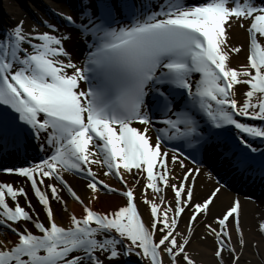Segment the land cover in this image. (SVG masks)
I'll return each instance as SVG.
<instances>
[{
    "label": "snow or ice",
    "instance_id": "1",
    "mask_svg": "<svg viewBox=\"0 0 264 264\" xmlns=\"http://www.w3.org/2000/svg\"><path fill=\"white\" fill-rule=\"evenodd\" d=\"M77 11L62 17L74 34L48 21V31H25L21 21L0 36V158L23 161L3 171L26 179L48 221L40 220L25 187L0 182V231L17 237L0 241V264H119L121 258L130 264L131 256L137 264H163L164 253L173 264L181 256L194 264L189 239H177L178 225L187 210L191 232L198 216L211 213L221 187L195 201L199 168L184 162L200 164V154L215 147L242 172L264 175V0H78ZM233 21L249 23L248 64L239 70L230 66L231 54L242 50L230 43ZM241 84L250 90L238 107L233 89ZM32 141L44 153L36 163L27 159ZM169 164L183 170L179 180ZM93 166L120 181L124 205L104 212L90 206L101 191H118ZM121 170L136 185L145 181L141 200L150 206V226ZM64 173L87 181L90 203ZM165 189L174 202L162 209ZM63 191L84 212L71 215L67 227L58 225L52 207L56 201L67 211ZM241 214L237 200L213 218L219 231L205 224L219 264H239L228 228L231 218L242 248Z\"/></svg>",
    "mask_w": 264,
    "mask_h": 264
},
{
    "label": "bare ground",
    "instance_id": "2",
    "mask_svg": "<svg viewBox=\"0 0 264 264\" xmlns=\"http://www.w3.org/2000/svg\"><path fill=\"white\" fill-rule=\"evenodd\" d=\"M45 3H36V5L30 4V9L36 14L31 15L26 9L21 7V0H4V4L0 1V36L4 34L6 30L12 29L23 21V27L25 31H31L36 28L40 33L48 31V29L40 22L42 20L51 22L60 28L62 32L73 33V28H68L64 25L60 26L59 22L65 24L62 15H71L73 17L78 16V0H43ZM201 1V0H196ZM35 2V1H34ZM40 8V9H38ZM62 14V15H61ZM49 15V17H48ZM40 21V22H39ZM248 22H245V27H240L239 22H232L230 29V43L232 47H240L242 50L240 53H233L230 56V66L234 69H241V66L248 64L249 56V37L247 28ZM4 28V29H3ZM76 46L75 44L66 45L70 50ZM250 90L247 85H237L233 91L235 93V99L237 100L238 107L242 106L246 100L244 93ZM253 102H257L256 98H253ZM152 135H155L153 132ZM33 150H37L36 145L33 146ZM171 155V154H170ZM185 167L188 169L199 168V174L195 175L194 179V198L195 201L204 200L216 187H221V192L218 194V199L215 201V206H211V213L207 216L201 214L197 217V222L193 225L191 232L188 228V218L191 215L187 210L181 217V222L178 225V231L181 236L177 237L178 241L182 242L183 238L189 239V245L187 246V252L193 259L194 264H219V258L215 253L217 250V243L214 235H209L205 224H212V227L219 231V225L213 223V218H219L225 210L230 208L235 201H239L242 208V214L240 217L241 231L243 233L244 246L241 248L239 245L240 234L236 231L234 223H229L228 231L231 234V246L236 248L237 253L240 255L239 264H264V231H261L259 225L264 223V184H259L254 181L253 184H249L246 180H243V176L240 173H236V169L231 168V172H227L231 162L222 155V151L218 148L212 147L208 150L207 154L203 153L202 162L193 166L188 162H184ZM231 167V166H230ZM169 168L172 169V175L177 180L183 176L184 172L177 164L173 166L169 164ZM224 170L226 171L224 173ZM93 171H96L99 178L105 183L109 184L112 188L118 191L124 190L120 181L112 176H105V169H97L93 166ZM125 180L128 181V187L135 189V195L137 196V204L146 222L152 220L150 217V206L143 204L141 200V194L144 191L145 181L141 179V183L136 185L134 183V176L132 174L124 173ZM135 173V170H133ZM65 179L72 186V188L80 195L81 199L85 200V203H90L89 197L91 190L87 189V181L79 175L64 173ZM191 179V178H190ZM0 182H9L14 186H23L28 191L29 198L39 213L40 220L46 225L48 223L46 218V212L43 206L38 203L34 197L29 183L26 179L14 174L1 175ZM63 199L67 202V211L63 210V205L52 201V207L55 215V219L60 226L67 227L70 224L71 215H76L78 218L84 215L83 207L77 201H75L66 191L61 193ZM165 205L168 202L173 201V193L168 189H165L164 193ZM148 198H153L154 194L151 189L147 190ZM249 196H253L252 200H249ZM155 199L159 202V196L156 195ZM21 205L24 204L23 198L20 200ZM125 204V198L118 193H107V191H101L99 193V199L95 202H91L90 206L97 211H110L117 209L118 206ZM27 228L33 233H38L31 223H28ZM17 237L11 232L0 231V241H13L15 242ZM227 257V253H225ZM122 261H125L121 258ZM131 264H137V258L135 256L130 257ZM179 260V257H177ZM178 261H176V264ZM163 264H172L170 256L166 253L163 254Z\"/></svg>",
    "mask_w": 264,
    "mask_h": 264
},
{
    "label": "rangeland",
    "instance_id": "3",
    "mask_svg": "<svg viewBox=\"0 0 264 264\" xmlns=\"http://www.w3.org/2000/svg\"><path fill=\"white\" fill-rule=\"evenodd\" d=\"M1 1V3L2 4H4V0H0ZM35 1V2H34ZM55 1H62V0H55ZM42 3V4H44L45 2L43 1V0H21V7L23 8V9H26L27 10V12L28 13H30L31 15H35L36 16V14L32 11V9H30V4H32V5H36V3ZM38 9H40V8H38ZM48 17H49V15H48ZM40 22V21H39ZM43 22H44V20H43ZM42 22V20H41V24L42 25H44V23ZM150 221H151V219H150ZM159 235H161L160 233H159ZM171 258V257H170ZM178 261V263L177 264H185V261L183 260V258H182V256L181 257H179V260H177ZM172 264H173V262H172Z\"/></svg>",
    "mask_w": 264,
    "mask_h": 264
}]
</instances>
